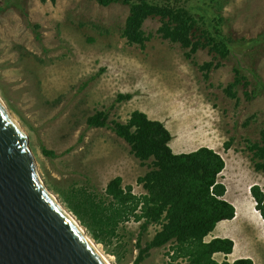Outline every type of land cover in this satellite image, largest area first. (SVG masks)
<instances>
[{
  "label": "rangeland",
  "instance_id": "374dc122",
  "mask_svg": "<svg viewBox=\"0 0 264 264\" xmlns=\"http://www.w3.org/2000/svg\"><path fill=\"white\" fill-rule=\"evenodd\" d=\"M192 3L209 24L220 16L224 36L233 40L225 59L206 49L187 58V50L157 33L160 23L153 19L143 27L150 36L145 45L128 44L121 33L129 8L120 3L0 0V98L26 132L41 180L65 208L62 191L84 186L101 197L117 176L135 194L146 193L138 178L152 160H138L111 129L134 110L164 123L175 153L213 148L226 163L219 179L225 198L239 210L217 231L235 239L242 257L264 264V220L250 194L254 185L264 192V174L255 171L247 148L261 142L264 129V0H222L218 8L209 0ZM211 61L205 79L201 66ZM236 70L242 84L230 97L225 90ZM120 93L133 97L117 102ZM97 111L107 112L108 127H87ZM43 147L55 157L45 156ZM141 224L123 225L110 248L96 241L111 264H187L171 260L169 245L136 263L140 234L144 246L156 230L143 232Z\"/></svg>",
  "mask_w": 264,
  "mask_h": 264
},
{
  "label": "trees",
  "instance_id": "16d2710c",
  "mask_svg": "<svg viewBox=\"0 0 264 264\" xmlns=\"http://www.w3.org/2000/svg\"><path fill=\"white\" fill-rule=\"evenodd\" d=\"M40 1L55 3L57 0ZM95 1L105 7L113 3L128 6L121 36L130 45H145L150 36L146 35L143 27L146 21L153 19L160 23L157 33L187 50L189 59L204 49L214 59H225L231 52L233 40L224 36L220 16L213 18L209 24L204 16L198 17L192 0ZM209 1L218 8L222 0ZM212 67L213 61L201 66L205 70V79H209ZM240 77L242 74L240 76L239 70H236L234 83L225 90L230 97H235L233 88L242 84ZM132 97V94L120 93L116 101H129ZM107 121V112L97 111L88 117L86 123L88 128H105L108 127ZM111 129L130 146L138 160H152V165L145 175L138 178V183L146 191L142 195L135 194L132 186H124L120 176L108 182L101 197L84 186L61 192L69 210L95 241L110 248L119 238L123 225L137 222L142 223L143 232L150 226H155L156 230L144 246L140 234L136 263L146 259L151 250L169 245L171 250L168 255L173 261L182 259L187 264H254L249 257L232 262L227 260L234 248L232 239L213 237L207 240L218 223L231 220L236 215L235 206L225 198L226 187L219 181L226 163L218 152L205 146L191 152L175 153L170 146L173 136L164 123L149 118L141 110L132 111L125 122L114 121ZM261 137V142L248 143L247 148L255 171L264 174V129ZM224 147L229 149V143H225ZM42 153L55 157L53 151L44 147ZM250 194L255 201V209L264 220V192L254 185ZM217 254L224 255L225 260L219 262L215 257Z\"/></svg>",
  "mask_w": 264,
  "mask_h": 264
},
{
  "label": "water",
  "instance_id": "95a60500",
  "mask_svg": "<svg viewBox=\"0 0 264 264\" xmlns=\"http://www.w3.org/2000/svg\"><path fill=\"white\" fill-rule=\"evenodd\" d=\"M61 206L37 172L26 132L0 98V264H108L87 228Z\"/></svg>",
  "mask_w": 264,
  "mask_h": 264
},
{
  "label": "crops",
  "instance_id": "0c3cea01",
  "mask_svg": "<svg viewBox=\"0 0 264 264\" xmlns=\"http://www.w3.org/2000/svg\"><path fill=\"white\" fill-rule=\"evenodd\" d=\"M209 148H210V147H209ZM211 149H213V148H211ZM179 153H181V152H179ZM182 153H183V152H182ZM225 167H226V166H225ZM224 170H225V169H224ZM224 170H223V172H224ZM223 172L220 174L219 179H220L221 175L223 174ZM219 181H220V180H219ZM225 196H226V195H225ZM235 216H236V215H235ZM234 219H235V217H234L233 219H231L230 222L234 221ZM224 222H225V223H229L228 220L221 221L220 223H218V225L216 226L215 230H214V231H213L208 237H210V239H212L213 237H223V238H225V236H226V237H229L230 239L233 240V242H234L233 252L227 256V258H228V257H231V259H230L229 261L232 262V261H234V260L239 259V258L242 257V256H241V250H240V248H239V250L237 249V245H236L235 239H234L233 237L229 236V234L226 233V232L224 231L223 228H222L220 231H217L218 228H219L221 225L224 224ZM208 237H207V238H208Z\"/></svg>",
  "mask_w": 264,
  "mask_h": 264
},
{
  "label": "bare ground",
  "instance_id": "6f19581e",
  "mask_svg": "<svg viewBox=\"0 0 264 264\" xmlns=\"http://www.w3.org/2000/svg\"><path fill=\"white\" fill-rule=\"evenodd\" d=\"M61 208L63 209V210H65V208H63L62 206H61ZM237 210V212H236V216H235V219H237L238 218V215H239V210H238V208L236 209ZM65 213H69V212H67L66 210H65ZM234 219V220H235ZM73 221L75 222V223H77V225L79 226V228L81 229V231L83 232V233H85V231H84V229L79 225V223L73 218ZM85 235L87 236V234L85 233ZM87 238L89 239V241L93 244V246L96 248V250L103 256V258L105 259V261L108 263V264H111V261L108 259V257L107 256H105L106 254H104L103 253V251H101L100 250V248L93 242V240L89 237V236H87Z\"/></svg>",
  "mask_w": 264,
  "mask_h": 264
}]
</instances>
